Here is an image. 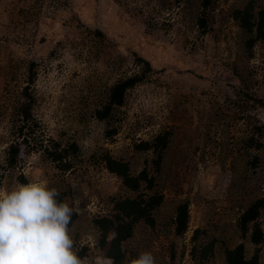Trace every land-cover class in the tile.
<instances>
[{
  "label": "rangeland",
  "instance_id": "rangeland-1",
  "mask_svg": "<svg viewBox=\"0 0 264 264\" xmlns=\"http://www.w3.org/2000/svg\"><path fill=\"white\" fill-rule=\"evenodd\" d=\"M243 1L213 0L209 29L200 33V0H0V189L20 183L22 175L27 183L46 180L63 192L75 209L76 249L86 246V264H101L92 219L108 212L111 198L130 195L104 168L101 158L108 154L127 162L132 174L146 167L151 191L161 194L153 226L137 223L123 242L127 258L147 250L157 264H222V249L239 242L250 255L255 246L240 238L236 219L262 198L258 256L264 262V43L257 42L250 56L244 51L230 17ZM254 1L264 11V0ZM132 52L152 71L106 120L96 119L108 86L137 71ZM30 59L37 122L32 142L41 136L74 142L66 171L37 150L13 168L4 166L5 149L16 139L15 104ZM255 127L258 149L246 144ZM110 128L115 133L108 137ZM165 133L167 146L153 171L151 152L133 145ZM182 201L187 227L175 235L174 210ZM208 240L212 259H191V245Z\"/></svg>",
  "mask_w": 264,
  "mask_h": 264
},
{
  "label": "trees",
  "instance_id": "trees-1",
  "mask_svg": "<svg viewBox=\"0 0 264 264\" xmlns=\"http://www.w3.org/2000/svg\"><path fill=\"white\" fill-rule=\"evenodd\" d=\"M213 0H200L199 13L196 17V27L200 33L209 29L207 12L212 8ZM230 17L238 27L242 37V47L246 54H252V47L257 43H264V11L255 8L254 0H245L239 6L232 8ZM132 62L137 66V71L115 79L107 89L103 102L94 111L98 120H106L115 107L122 105L126 92L133 86L142 82L152 71L150 63L145 58L132 52ZM35 59H30L26 68L25 84L22 86L15 104L14 126H16V139L11 141L4 153V166L13 168L19 165L31 150L40 151L53 167L59 171H66L72 166L71 156L76 152L77 146L74 142L62 145L51 137H40L38 143L32 142V132L37 126L36 119L32 114L34 95L31 85L34 80ZM260 127L246 139L248 147L258 149L260 141L254 138V133L259 134ZM115 133V128L105 130V135L110 137ZM167 138L165 134H157L151 140H142L134 143L136 151H149L151 156L148 159L149 168L157 171L162 151L166 148ZM104 168L114 175L120 186L130 195L113 197L110 201V208L107 213L98 215L92 219V225L98 235L94 240L93 248L100 251L102 256L113 260L114 264H122L125 259L123 242L131 236L132 230L137 223L153 226L152 211L160 204L161 194L151 191L153 176L143 167L135 174L129 171L127 162L104 154L101 158ZM147 164V162L145 163ZM256 156L253 155L250 165L254 167ZM20 183H27L22 175H19ZM148 191V192H147ZM151 191V192H149ZM64 201V193L60 191L58 198ZM263 206L262 198H255L248 203L239 213L236 219V227L241 239L247 237L249 242L255 246L250 255L245 254L242 242L231 248H223L222 264H264L259 260L258 245L263 240V233L258 221L260 210ZM75 216V213L73 217ZM188 212L186 201L178 202L175 206L173 216V233L181 235L186 230ZM197 229L194 230L191 239L195 237ZM115 234L113 239L111 235ZM78 255L84 259L86 246L77 248ZM214 248L211 240L201 244H192L189 250L191 259L198 263L211 260ZM129 259V257H128ZM130 260V259H129Z\"/></svg>",
  "mask_w": 264,
  "mask_h": 264
},
{
  "label": "clouds",
  "instance_id": "clouds-1",
  "mask_svg": "<svg viewBox=\"0 0 264 264\" xmlns=\"http://www.w3.org/2000/svg\"><path fill=\"white\" fill-rule=\"evenodd\" d=\"M46 180L0 189V264H86L71 225L75 209ZM112 234L110 239H113ZM101 264H114L103 257ZM122 264H157L151 251Z\"/></svg>",
  "mask_w": 264,
  "mask_h": 264
}]
</instances>
